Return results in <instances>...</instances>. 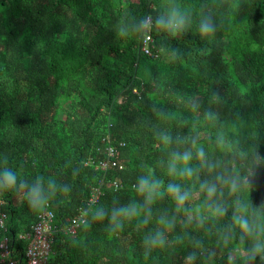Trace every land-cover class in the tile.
Returning <instances> with one entry per match:
<instances>
[{"label": "trees", "instance_id": "1", "mask_svg": "<svg viewBox=\"0 0 264 264\" xmlns=\"http://www.w3.org/2000/svg\"><path fill=\"white\" fill-rule=\"evenodd\" d=\"M172 3L191 8L194 20L212 13L215 36L202 39L195 26L175 35L158 29L119 34ZM212 93L220 103L210 104ZM209 109L218 123L239 117L255 124L257 136L237 138L239 149L255 157L242 162L209 149L250 178L249 199L264 203V0H0V159L21 177L58 176L69 183V198L50 205L54 224L64 227L80 209L108 212L140 202L131 185L142 174L161 185L150 217L141 213L113 231L107 218L84 216L74 235L57 230L46 264H189V253L195 254L191 264H244L248 241L224 239L231 210L197 220L195 212L176 211L163 194L174 178L160 166L170 149L157 134H197L208 144L216 129L193 120ZM94 187L98 199L90 204ZM22 192L0 191V241L6 237L9 249L7 257L0 250V264H27L29 237L22 236L38 213ZM160 215L175 217V227L165 231L164 247L146 251L143 238L161 227Z\"/></svg>", "mask_w": 264, "mask_h": 264}, {"label": "clouds", "instance_id": "2", "mask_svg": "<svg viewBox=\"0 0 264 264\" xmlns=\"http://www.w3.org/2000/svg\"><path fill=\"white\" fill-rule=\"evenodd\" d=\"M193 26L202 39L214 37L217 31L212 13L202 11L194 20L191 8L172 3L154 19L139 20L130 29L127 26L122 27L119 29V34L124 36L129 30L132 33L147 34L152 29H158L168 35H175ZM209 102L215 105L220 103L221 99L217 94L212 93ZM198 107L194 102L191 104L194 112ZM201 120L206 126L216 129L214 137L208 144L201 143L197 134L173 137L166 130L157 134L160 144L170 149L166 160H162L160 166L174 178L164 186L163 194L169 197L176 211L195 212L197 220L221 218L231 210L230 222L224 227L225 241L229 235L235 236L241 244L245 243V240L248 241L246 255L243 257L244 264H252L257 258L264 261V203H254L249 199V190L252 187L250 178L246 180L235 167L225 166L221 158L209 149V145H213L220 153H234V158L238 157L243 162L255 157L256 154L240 150L237 138L244 133L255 137L258 135V130L254 123H248L239 117L227 124L218 123L219 115L211 109L204 111L202 116H196L193 125L200 123ZM258 162L257 159L250 160L252 164ZM6 164V159H0V191L18 190L22 187L23 200L33 212H43L53 202L63 203L69 198L71 187L58 176L36 175L32 178H24ZM189 182L191 187L187 186ZM131 188L138 197L142 198L140 202L131 201L113 207L108 212L101 207L92 210L84 208L81 214L91 216L94 220L107 218L113 231L121 229L126 221L131 222L141 213L145 217H150L152 205L161 197L159 180L142 174ZM197 196L201 199L192 209L184 207L187 201ZM141 222L146 223L147 219L142 218ZM157 224L161 227L143 238L146 251L166 245L165 231L174 229L175 217L160 215ZM194 260L195 254L189 253L186 261L191 264Z\"/></svg>", "mask_w": 264, "mask_h": 264}, {"label": "built area", "instance_id": "3", "mask_svg": "<svg viewBox=\"0 0 264 264\" xmlns=\"http://www.w3.org/2000/svg\"><path fill=\"white\" fill-rule=\"evenodd\" d=\"M144 43L149 40V37L146 36ZM147 44V42L145 43ZM101 168H106V162H100L98 164ZM99 194V189L94 187L91 191L89 197V203L93 204L97 201ZM81 210L78 214L71 218L69 222L64 225L62 228H58L54 224V212L50 208L44 210L37 214L35 222L31 225L30 233L25 234L22 237H29V243L26 247V262L27 264H46L49 256L51 244L53 242L54 235L57 230H61L66 234L74 235L77 231V228L81 223L84 222V216L81 214ZM4 213H0V228L4 227ZM0 250L3 257H7L9 249L7 246V238L3 237L0 241ZM11 264L12 261H9Z\"/></svg>", "mask_w": 264, "mask_h": 264}]
</instances>
